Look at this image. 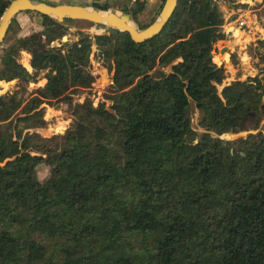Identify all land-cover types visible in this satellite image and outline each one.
I'll use <instances>...</instances> for the list:
<instances>
[{
    "label": "trees",
    "instance_id": "obj_1",
    "mask_svg": "<svg viewBox=\"0 0 264 264\" xmlns=\"http://www.w3.org/2000/svg\"><path fill=\"white\" fill-rule=\"evenodd\" d=\"M10 2L0 0V17ZM120 2L93 6L129 10L140 28L150 25L139 19L147 0ZM37 14L43 29L0 54V81L18 80L0 98V264H264V125L233 152L222 137L249 118L259 128L264 80L236 78L219 90L226 67L213 51L227 34L218 3L179 0L164 29L141 42ZM69 25L76 39L54 45ZM93 52L113 73L107 101L73 103L96 80ZM257 58L263 70L264 52ZM42 72L46 83L26 97ZM190 100L202 133L191 125ZM61 101L72 106V123L45 137L37 130L48 125L47 105ZM40 164L50 168L44 180Z\"/></svg>",
    "mask_w": 264,
    "mask_h": 264
},
{
    "label": "rangeland",
    "instance_id": "obj_2",
    "mask_svg": "<svg viewBox=\"0 0 264 264\" xmlns=\"http://www.w3.org/2000/svg\"><path fill=\"white\" fill-rule=\"evenodd\" d=\"M63 1H67V0H63ZM105 1H109L110 5H113V7H118L117 2H119L120 0H69V3L71 2L73 4L74 3L75 4H89L91 7H94L93 5H95L96 3L104 4ZM215 1L218 3L219 7L223 10V12L227 11L226 7L230 9L233 8L235 10L233 11V13L237 15V21L239 22L240 25L245 24L246 21L247 22L249 21V17H252L250 16L251 9H255V8L262 9L263 2H264V0H259V2H257V4L255 5L251 0H245L247 2H242L243 0H215ZM244 3L247 6L246 8L243 9L242 4ZM163 4H164L163 0H147V8L144 10V12H142L139 15L140 22L142 24H151L154 21V19L158 18L162 10ZM246 10H250L249 16L244 14ZM260 11L257 12L260 17L258 18L257 24L264 26V21L262 20L264 15L263 13H261L262 11L261 12ZM231 20L232 18L230 16L225 17V24H227L226 27H230L229 25L230 22H233ZM243 20L245 22L241 23V21ZM41 23H42V18H40V16L37 13L23 12V14H19L17 17V23L14 26V29L11 31V33L9 34V37L7 38V40L3 43V45L0 48V54L2 53L3 47L12 43L17 37L27 36V35L32 34L33 32L42 30L43 27ZM135 24L139 26L138 23H136V21H135ZM234 26L235 25L233 22V27ZM68 28H69V33L67 34L68 39H76V37L72 33L76 31L77 27L73 25L72 26L69 25ZM82 29L83 31H86L90 34L105 32L104 29L100 27H96V26L95 27L94 26L84 27ZM71 31L72 33H70ZM54 45H59V42L56 41ZM215 46L217 47L218 43H216ZM263 47H264L263 41H259L258 50H256L255 48L249 49L250 47H248V45L246 46V48H248L247 51L251 55L252 66L256 69L257 71L256 74H260L261 77L264 75V69L262 70L260 68V67H263V64H259L260 61L257 58V54L258 52H264L260 50ZM94 51L96 50L94 49ZM214 52L215 54H217V50H214ZM235 53H236V57L235 59H232V60L230 59L231 63L229 64V68L227 69L229 71H232L233 76H240L241 72H243L240 66L241 59L239 55L237 54V52ZM31 57L32 56L30 52L26 50L21 51L20 61L30 72L33 71L32 67L30 70L31 65H29ZM216 60H219V58H216ZM91 62H92V70L94 71L99 70L100 73H97L96 80L93 83V86L91 88L80 90L73 94V103H78V102L82 103L85 101L87 97H89L93 101L95 106H98V104L102 101H107L105 98V93L107 92V90L109 89L112 83L111 78L113 74L109 70H108V73L105 71V69H108V68L102 67L100 62H98L97 59L95 58L94 52L91 55ZM168 70L169 68H165V71H168ZM233 70H236V71L238 70L240 72L235 73ZM43 74L44 73L42 72L36 80H32L28 84H26V92H25L26 97H30L37 88H39L40 86H43L46 83L47 79L43 77ZM218 87H219V90L221 91L223 88V84L218 85ZM17 88H18L17 79L13 81H9V82L0 81V94L13 93L15 90H17ZM188 116L191 120L192 127L196 131H198L199 133H202L205 131V129L200 127L199 125L201 111L193 100H190ZM73 118H74L73 108L67 102L61 101L54 106L47 105L45 119L48 121V125L44 128L38 129V131L45 137H51L56 134H61L70 127ZM254 124H255V119L249 118L245 122V129L243 131L239 133H235V134L232 133L228 135H223L222 137L228 141V143L233 149H235L237 148V139L239 137L247 136L249 133L257 134L258 131L263 128L264 121L261 122L259 128L257 129H255ZM49 169H50L49 166H47L46 164H40L38 167L39 178L44 180L49 175Z\"/></svg>",
    "mask_w": 264,
    "mask_h": 264
},
{
    "label": "water",
    "instance_id": "obj_3",
    "mask_svg": "<svg viewBox=\"0 0 264 264\" xmlns=\"http://www.w3.org/2000/svg\"><path fill=\"white\" fill-rule=\"evenodd\" d=\"M163 1L164 4L158 18L155 19V21H153L147 27L140 28L135 24L134 16L129 10L122 12L124 15L128 16V20L123 22L108 18L109 15L116 12L115 9H113V11L111 10L110 12H105L104 13L105 15L102 14L98 15L90 11L87 12L82 8H78L77 6H75L74 8V6L69 3V0L67 1L54 0L52 2L43 1V0H11V2L8 4V6L6 7V9L4 10L3 14L0 17V48L5 41L7 32L13 20L20 13L27 11H32L34 13H39L41 15L50 16L55 19L59 18V21L64 25H66V22L68 20H72L75 22H85L94 27L95 26L100 27L105 31H107L108 29H116L121 32H126L131 36V38L134 41L137 42L146 41L152 39L164 29V27L166 26L172 15L174 14L179 0H163ZM251 1L255 5L257 4V2H259V0H251ZM120 3H121L120 1L117 2L118 6ZM69 8H73L74 10H69ZM262 11H264V2L262 6ZM252 15L253 13L251 12L250 16ZM262 20L264 21V18H262ZM232 21L234 22L235 25L234 27L239 26L243 31L246 30L247 24L240 25L239 22L237 21L236 14L232 15ZM70 33H72V31ZM229 35H232V32H230ZM68 40H69L68 36L64 35L62 39H59L57 41L59 42L60 45L61 42H66ZM248 47H251V45L248 44ZM226 51H227V47H224L221 53ZM230 73H231L230 71L227 72L228 75ZM241 79L245 80L246 77L243 76ZM262 80H264V75L262 76ZM5 97L6 94H0V98H5ZM233 151L234 149L232 148V152Z\"/></svg>",
    "mask_w": 264,
    "mask_h": 264
},
{
    "label": "crops",
    "instance_id": "obj_4",
    "mask_svg": "<svg viewBox=\"0 0 264 264\" xmlns=\"http://www.w3.org/2000/svg\"><path fill=\"white\" fill-rule=\"evenodd\" d=\"M43 1H48L52 2L54 0H43ZM59 1V0H58ZM242 2H247L243 0ZM70 4H73L70 2ZM75 4V3H74ZM82 5H89V4H82ZM227 11L223 12L224 16L228 17L230 16L232 18V15L234 14L233 11H235L233 8H228L226 7ZM222 10V9H221ZM256 10V9H255ZM254 9H251V12L253 13L252 17H249V21L245 24H247L246 30H242L241 27H233V22H230V27H226L227 24H225V17H224V24H223V31L227 34V38L224 40L218 41V46H215L214 50H217V54L214 53V61L218 65L224 64L226 67V79L224 80L223 86L226 84H229L232 80L236 78H240L242 76H254L256 75L257 71L256 69L252 66V61H251V55L247 51L248 48L246 46L248 44L251 45L249 49L255 48L258 50L259 48V41L264 42V26L257 24L259 14L257 11ZM223 11V10H222ZM250 10H246L244 14L249 16ZM23 14V13H20ZM39 18V17H38ZM41 18V16H40ZM232 21V20H231ZM232 32V35H229V33ZM224 47H227V51L221 53ZM261 51H264V47L260 49ZM237 52L241 59V68L243 72H241L240 76H233L232 71L228 75L227 72L229 71L227 68H229V64L231 63V53ZM30 58V57H29ZM216 58H219V60H216ZM30 65V63H29ZM31 70V66H30ZM235 73L238 72V70H233ZM38 131V130H37ZM39 132V131H38Z\"/></svg>",
    "mask_w": 264,
    "mask_h": 264
},
{
    "label": "bare ground",
    "instance_id": "obj_5",
    "mask_svg": "<svg viewBox=\"0 0 264 264\" xmlns=\"http://www.w3.org/2000/svg\"><path fill=\"white\" fill-rule=\"evenodd\" d=\"M75 8V6H77L78 8H82L84 9L85 11H90L94 14H102V15H105L104 13L105 12H110L111 10H104V9H101V8H98V7H91L90 5H82V4H72ZM69 10H74L73 8H69ZM113 11V10H112ZM108 18H111L113 20H116V21H127L128 20V16L124 15L123 13L121 12H118L116 11L115 13L109 15ZM59 20V18H57ZM240 71L236 72V73H239ZM47 132V131H46Z\"/></svg>",
    "mask_w": 264,
    "mask_h": 264
},
{
    "label": "built area",
    "instance_id": "obj_6",
    "mask_svg": "<svg viewBox=\"0 0 264 264\" xmlns=\"http://www.w3.org/2000/svg\"><path fill=\"white\" fill-rule=\"evenodd\" d=\"M245 21L243 20V21H241V23H244ZM105 71L108 73V69H105ZM97 73H100V71L98 70V71H94V70H92L91 69V74L95 77V79H96V75H97ZM112 73V72H111ZM113 74V73H112ZM111 81H112V78H111ZM113 82V81H112Z\"/></svg>",
    "mask_w": 264,
    "mask_h": 264
},
{
    "label": "flooded vegetation",
    "instance_id": "obj_7",
    "mask_svg": "<svg viewBox=\"0 0 264 264\" xmlns=\"http://www.w3.org/2000/svg\"><path fill=\"white\" fill-rule=\"evenodd\" d=\"M255 9H256V10H255ZM255 9H254V10L257 11V12H259L260 10L262 11V9H257V8H255ZM261 11H260V12H261ZM263 12H264V11H262L261 13H263ZM263 15H264V13H263ZM261 17H262V16H261ZM263 18H264V17H263Z\"/></svg>",
    "mask_w": 264,
    "mask_h": 264
}]
</instances>
